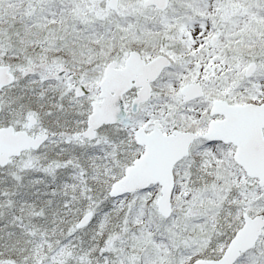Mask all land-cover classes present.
<instances>
[{
    "label": "snow or ice",
    "instance_id": "snow-or-ice-1",
    "mask_svg": "<svg viewBox=\"0 0 264 264\" xmlns=\"http://www.w3.org/2000/svg\"><path fill=\"white\" fill-rule=\"evenodd\" d=\"M0 264H264V0H0Z\"/></svg>",
    "mask_w": 264,
    "mask_h": 264
}]
</instances>
